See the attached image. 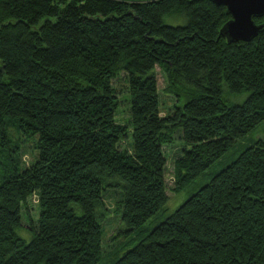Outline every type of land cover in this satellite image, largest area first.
<instances>
[{
    "label": "trees",
    "instance_id": "1",
    "mask_svg": "<svg viewBox=\"0 0 264 264\" xmlns=\"http://www.w3.org/2000/svg\"><path fill=\"white\" fill-rule=\"evenodd\" d=\"M229 18L211 0H0V264H97L107 188L123 189L117 209L135 229L167 199L175 130L179 191L264 120V27L228 42ZM156 67L175 98L164 115ZM223 85L245 99L226 103ZM11 131L37 135L30 164ZM33 195L25 241L15 229ZM109 264H264V137Z\"/></svg>",
    "mask_w": 264,
    "mask_h": 264
},
{
    "label": "rangeland",
    "instance_id": "2",
    "mask_svg": "<svg viewBox=\"0 0 264 264\" xmlns=\"http://www.w3.org/2000/svg\"><path fill=\"white\" fill-rule=\"evenodd\" d=\"M163 21L167 24H176L174 17L169 14L163 16ZM183 20L180 21L182 23ZM155 75L158 83V92L160 98L161 115H164L174 104V97L167 94L163 88L165 87V80L163 72L159 67L155 68ZM125 74L120 73L117 78L113 80V85L118 90V106L116 109V116L120 122H125L128 116L129 103L125 100L129 99L128 93L125 90ZM123 91V92H122ZM247 95L246 91L241 93H231L228 91L227 86H222V96L226 103H240ZM13 139L20 141L19 145L22 149L21 158L24 165L30 164L37 158V148L35 142L37 135H26L23 132H14ZM264 137V120L251 129L246 135L238 138L228 150L218 158L212 165H210L201 175L192 180L188 185L179 191H173V162L175 158L182 153L181 149L184 147L183 140L181 139V129L178 128L174 132V139L170 146L164 148V155H166V169L165 181L167 185V199L160 206V208L146 219L142 224L132 230H127L126 225L121 219V212L117 209V202L122 198L123 189L121 188H107L104 192V204L106 206V213L101 220L102 237L101 247L102 256L97 264H109L117 253H122L127 249L133 247L138 241L148 233L158 223L163 221L168 214H170L178 205H180L186 198L192 195L202 185H205L210 177L225 165L230 163L238 153L246 146L252 144L255 140ZM1 171V164H0ZM37 195H33L30 199L28 209L21 210V226L15 229L16 234L23 238L25 241L31 239L32 231L29 225L31 222L37 225V212H36Z\"/></svg>",
    "mask_w": 264,
    "mask_h": 264
},
{
    "label": "water",
    "instance_id": "3",
    "mask_svg": "<svg viewBox=\"0 0 264 264\" xmlns=\"http://www.w3.org/2000/svg\"><path fill=\"white\" fill-rule=\"evenodd\" d=\"M226 7L230 18L220 28V34L228 42L249 41L264 27V22L256 23L254 18L264 15V0H211Z\"/></svg>",
    "mask_w": 264,
    "mask_h": 264
}]
</instances>
